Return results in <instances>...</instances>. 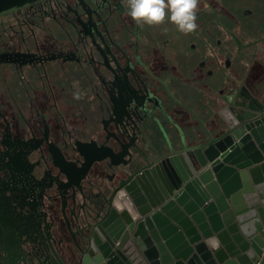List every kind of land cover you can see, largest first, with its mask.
<instances>
[{"label":"flooded vegetation","instance_id":"flooded-vegetation-1","mask_svg":"<svg viewBox=\"0 0 264 264\" xmlns=\"http://www.w3.org/2000/svg\"><path fill=\"white\" fill-rule=\"evenodd\" d=\"M210 6L199 0L198 27L185 34L167 19L137 25L126 0H0V223L12 241L19 218L51 239V199L75 191L78 211L84 194L107 198L171 155L168 146L199 130L193 122L202 126L185 98L209 120L212 104L229 95L227 81L264 80L241 78L249 59L242 35L205 23ZM245 41L264 66V38ZM193 68L205 69L204 78ZM179 70L187 72L182 84L212 83L215 96L196 102L179 88Z\"/></svg>","mask_w":264,"mask_h":264},{"label":"water","instance_id":"water-1","mask_svg":"<svg viewBox=\"0 0 264 264\" xmlns=\"http://www.w3.org/2000/svg\"><path fill=\"white\" fill-rule=\"evenodd\" d=\"M227 86L214 140L147 163L107 198L84 194L78 211L75 191L51 199V239L19 218L12 241L0 223V264H255L264 249V80L253 92Z\"/></svg>","mask_w":264,"mask_h":264},{"label":"rangeland","instance_id":"rangeland-1","mask_svg":"<svg viewBox=\"0 0 264 264\" xmlns=\"http://www.w3.org/2000/svg\"><path fill=\"white\" fill-rule=\"evenodd\" d=\"M208 1L211 6L204 10L202 19L212 26L220 23L231 35H238V29L242 35L238 42L239 48L251 50L253 45L244 43L246 39L256 42L257 39L264 38V0ZM205 23L201 22L202 30L206 29ZM243 56L246 54L243 53ZM163 156L159 155L158 159Z\"/></svg>","mask_w":264,"mask_h":264},{"label":"crops","instance_id":"crops-1","mask_svg":"<svg viewBox=\"0 0 264 264\" xmlns=\"http://www.w3.org/2000/svg\"><path fill=\"white\" fill-rule=\"evenodd\" d=\"M245 42H247V41H245ZM247 54L249 56V59L248 60L245 59V61H244L243 65H244V70L245 71L242 72V74H241L242 77L241 78L244 80L246 78V76H248V75H250L251 77L253 76V77L260 78L262 75H264V66H262L260 62H257L254 59L255 55H254L253 47L251 48V50H248ZM251 64H253L254 67H252V69L249 70L248 67H249V65L251 66ZM248 70L250 71V74H249ZM204 71H205V69L198 70V69L193 68V72L192 73L194 74L196 79L197 78H201L202 79V78H204V75H205ZM183 73L186 74L187 72H184L183 70H179V77L180 78L178 77V80H179L178 82L181 83V84H178V86H179V88H182V89L185 88V90L193 92L194 93L193 99L196 102L198 101V99L199 100H201V99L203 100L205 98L211 100L212 97L215 96L217 86H214L212 83H211V85H209L207 87H202V86H200V87L195 86L194 87V85H191V84H196V80L194 79V81L190 80L188 84L187 83H183L182 84V82L185 81V77L183 76ZM162 76H163V79L166 80L167 73L164 72ZM262 78H264V77H262ZM259 80H261V79H259ZM184 84H186V85H184ZM245 84H246V87H247V89L249 91H251V92L254 91L255 85H252V84L247 83V82ZM185 100L187 101L189 106H192L195 110H197V113H198L199 117L201 118V122L200 123L202 124V126H205L206 128L201 130L202 126L199 125L198 122H193L192 124L196 125V128L199 129V130H197V132L199 133L198 136H196V137L192 136V135H190L191 134L190 133L189 135L186 136L185 139H183V141H181V142L180 141L179 142L176 141L174 143V147L171 148V150H169L168 154L169 153L170 154H174V153H177V152L181 151L182 148L184 147V145H186L188 147H195V146H200L202 144L211 142L219 134V130L214 129L211 126V123H210V120L211 121L213 120V122H214V119H216V106L217 105H215L214 103L212 104L211 109H210V119L207 120V117H205L202 114L201 107L198 108L199 109V111H198V109H196L197 105L195 103L191 102V104H190V101L187 98H185ZM162 154L166 155L167 153L164 152ZM260 264H264V256H262L260 258Z\"/></svg>","mask_w":264,"mask_h":264},{"label":"clouds","instance_id":"clouds-1","mask_svg":"<svg viewBox=\"0 0 264 264\" xmlns=\"http://www.w3.org/2000/svg\"><path fill=\"white\" fill-rule=\"evenodd\" d=\"M128 15L137 25H161L166 19L179 31L194 32L199 0H126ZM79 99V95L76 97Z\"/></svg>","mask_w":264,"mask_h":264},{"label":"built area","instance_id":"built-area-1","mask_svg":"<svg viewBox=\"0 0 264 264\" xmlns=\"http://www.w3.org/2000/svg\"><path fill=\"white\" fill-rule=\"evenodd\" d=\"M264 256V249H262L260 255H259V258L257 259L256 263L255 264H260V258Z\"/></svg>","mask_w":264,"mask_h":264},{"label":"bare ground","instance_id":"bare-ground-1","mask_svg":"<svg viewBox=\"0 0 264 264\" xmlns=\"http://www.w3.org/2000/svg\"><path fill=\"white\" fill-rule=\"evenodd\" d=\"M157 184V183H156Z\"/></svg>","mask_w":264,"mask_h":264}]
</instances>
